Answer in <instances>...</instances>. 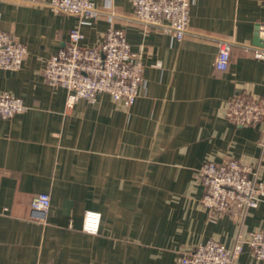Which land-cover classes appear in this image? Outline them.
<instances>
[{
  "label": "crops",
  "instance_id": "obj_1",
  "mask_svg": "<svg viewBox=\"0 0 264 264\" xmlns=\"http://www.w3.org/2000/svg\"><path fill=\"white\" fill-rule=\"evenodd\" d=\"M49 1L0 0V28L28 48L21 69H0V93L28 106L0 118V264H176L199 243L232 248L264 229V202L212 220L197 176L203 163L233 158L264 180V117L252 125L227 117L237 94L264 106V64L252 44L264 0H192L182 40L139 21L132 0H93L103 14L81 26L82 43L103 42L110 7L145 64L131 105L107 93L70 105L67 89L47 82V60L79 25ZM220 39L233 42L226 70L215 67ZM42 192L51 204L39 218L31 201ZM87 210L102 214L97 234L83 230ZM233 264L264 260L245 244Z\"/></svg>",
  "mask_w": 264,
  "mask_h": 264
},
{
  "label": "built area",
  "instance_id": "obj_2",
  "mask_svg": "<svg viewBox=\"0 0 264 264\" xmlns=\"http://www.w3.org/2000/svg\"><path fill=\"white\" fill-rule=\"evenodd\" d=\"M136 18L144 24L157 26L182 40L189 30L192 0H132ZM48 6L56 11L78 16L79 25L71 29L67 44L53 54L43 70L51 86L68 91V104L79 100L96 103L98 96L107 93L114 100L133 104L144 84V62L132 50L126 32L114 25L116 12L106 10L108 28L104 40L93 46L84 45L82 25L95 23L103 11L93 0H50ZM264 37V26L260 25ZM233 48L232 40L218 41L215 67H229ZM28 54L27 46L11 33L0 28V69L19 70ZM254 57L264 64V47L254 49ZM23 99L9 92L0 93V118L8 119L26 111ZM227 117L237 125H252L264 117V106L255 98L237 94L229 100ZM198 178L205 187L201 198L203 207L214 220L221 214L235 212L245 215L264 202V180L258 178V170L229 158L222 162L207 161L198 169ZM48 193L36 194L31 209L43 218L49 209ZM102 214L87 210L83 230L97 234ZM247 244L254 256L264 260V229L255 230L247 239L241 235L232 248L218 240L199 243L191 252L180 253L176 264H233Z\"/></svg>",
  "mask_w": 264,
  "mask_h": 264
},
{
  "label": "water",
  "instance_id": "obj_3",
  "mask_svg": "<svg viewBox=\"0 0 264 264\" xmlns=\"http://www.w3.org/2000/svg\"><path fill=\"white\" fill-rule=\"evenodd\" d=\"M252 44L257 47H264V37L261 35L260 26H258L257 29L255 30Z\"/></svg>",
  "mask_w": 264,
  "mask_h": 264
}]
</instances>
